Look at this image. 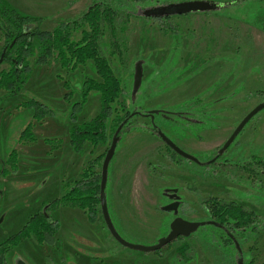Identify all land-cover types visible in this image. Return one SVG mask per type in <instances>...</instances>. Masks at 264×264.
Returning a JSON list of instances; mask_svg holds the SVG:
<instances>
[{"label":"rangeland","instance_id":"1","mask_svg":"<svg viewBox=\"0 0 264 264\" xmlns=\"http://www.w3.org/2000/svg\"><path fill=\"white\" fill-rule=\"evenodd\" d=\"M6 1L18 13L42 19L40 30L52 32L97 0ZM155 1L163 5L204 2L218 8L182 13L169 21L153 20L142 13L153 5L120 0L131 14L124 33L127 58L121 66L108 49L105 55L121 82L120 102L139 115L121 133L108 169L105 194L113 225L124 241L153 246L168 234L175 218L213 221L206 210L210 199L252 211V222L247 229L233 232L237 247L225 241L222 229L205 225L155 254L120 246L101 219H96L97 225L82 224L68 217L70 208H59L49 212L59 224L55 242L40 246L31 237L5 255V264H62V260L64 264H264V165L259 163L264 160V110L216 157L241 120L264 101V0ZM4 42L0 31L1 54H5ZM105 42L108 46L107 38ZM35 60L27 58L32 74L17 95L9 97L0 90V172L9 171L8 156L17 154V171L0 173V245L43 204L65 194L74 183L73 166L79 161L81 174L89 163L94 165L93 173L100 174L104 157L99 167L93 162L106 153L112 140L108 128L105 146L85 145L78 155L69 144L68 132L74 125L69 120L71 105L79 101L83 81L96 79L93 66L66 74L54 64L35 66ZM137 64L142 77L134 91ZM8 67L2 61L0 72ZM64 81L74 93L71 104L65 99ZM30 100L41 102L50 113L38 122L36 109L22 107ZM99 109L98 95L90 94L77 124L96 116ZM29 124L35 141L19 142ZM153 126L199 164L174 154L151 133ZM45 141L51 145L60 141V146L52 149ZM174 201L179 203L177 212H165L163 208ZM183 244L190 248L184 259L175 256Z\"/></svg>","mask_w":264,"mask_h":264},{"label":"trees","instance_id":"2","mask_svg":"<svg viewBox=\"0 0 264 264\" xmlns=\"http://www.w3.org/2000/svg\"><path fill=\"white\" fill-rule=\"evenodd\" d=\"M127 1L130 4L131 2L134 4L144 2L145 5H153L142 12L144 16L153 20L165 19L169 21L172 16L188 14L181 13L183 9L187 8V5H163L158 1L152 3L153 0ZM111 2L113 3L111 4ZM122 15H124V20ZM130 15L120 6V0H97L78 18L61 23L52 32H46L40 30L39 27L42 19L22 15L16 12L6 0H0V31L5 38V45L2 49L5 54L2 61L9 66L7 71L0 72V90L9 97H13L25 87L32 74V68L27 62L29 57H35V66L49 67L54 64L66 74H73L79 68L92 65L96 79L86 78L83 81L79 101L71 105L69 120L74 125L68 132L69 144L75 154L82 155L85 145L97 147L107 144L108 128L111 131L112 139L117 129L122 126L117 135L120 140L121 133L131 125V119L139 114L126 110L125 105L120 102L123 92L121 82L115 75L110 59L105 55V50L108 49L110 57H117L121 66L125 64L128 42L124 33ZM106 38L108 46L105 42ZM58 79H61L60 76ZM63 87L68 91L65 95L66 102L71 104L74 93L71 92L70 83L64 81ZM93 93L99 97L98 114L86 122L77 124L78 115L86 105L89 95ZM22 107L36 109L34 118L38 122L50 113L49 109L37 100H30ZM150 129L153 135H158L159 131L154 126ZM20 141L25 143L35 141L31 124L20 134ZM45 143L49 144L52 149L60 146V141H57L55 145H51L50 141H45ZM105 155L106 153L93 163L99 167V161ZM259 163L264 165V160ZM5 165L9 166V171L2 169L0 172L2 175L17 171L15 151L8 156ZM93 169L94 165L89 163L86 170L82 172L80 180L67 187L63 196L43 204L41 209L26 222L17 234L7 238L0 245V264H5L7 253L31 237H34L40 246L52 245L55 242L59 224L51 219L49 213L51 210L78 209L85 213L90 224H96L98 221L96 219H101L104 224L99 199L100 174L93 173ZM207 203V213L213 219L210 222L219 225L223 232L225 230L234 236V231L245 230L252 222L253 212L237 206L233 202L225 203V201L210 199ZM227 233L224 232L225 241L235 246V242L227 236ZM233 249L235 250V248ZM188 250H190L189 246L183 244L175 250V256L184 259ZM235 252L237 251L235 250Z\"/></svg>","mask_w":264,"mask_h":264},{"label":"water","instance_id":"3","mask_svg":"<svg viewBox=\"0 0 264 264\" xmlns=\"http://www.w3.org/2000/svg\"><path fill=\"white\" fill-rule=\"evenodd\" d=\"M178 5V4H177ZM181 6L187 5L186 9H183L181 13H189V12H206L209 10H215L218 8L217 4H208L204 2H189V3H182L179 4ZM176 6V5H175ZM4 53L0 56V64L3 60ZM142 77V72L140 65L137 64L135 67V75H134V91L137 90L139 87L140 81ZM264 110V101L256 106L253 110H251L238 124V126L235 128V130L232 132L230 137L227 139V141L224 143L222 148L217 153V157L222 156L227 149L230 147V145L233 143V141L236 139V137L239 135V133L243 130V128L246 126V124L257 114H259L261 111ZM122 126H120L117 131L115 132L109 149L106 152V155L103 159L102 165H101V171H100V191H99V199H100V209H101V215L105 224V227L107 231L109 232L110 236L122 247L127 248L132 251L136 252H142V253H155L157 251L162 250L163 248L167 247L169 244L173 243L175 240L179 238H188L192 234H194L199 227L205 226V225H212L215 227L221 228L219 225L213 223V222H189L181 218H175L169 225V232L166 236L163 238H160L158 242L153 246H139V245H133L126 241H124L119 234L117 233L116 229L114 228L108 214L106 202H105V188L107 183V177H108V168L111 163V160L115 154L117 143L119 142V138L117 137L118 133L120 132ZM158 136L161 139V141L177 156L181 157L184 160L191 161L193 163L199 164V161L194 158L193 156L183 152L180 150L174 143H172L164 134H162L160 131L158 132ZM175 192V191H173ZM179 207L178 202H174L172 204H169L165 206L163 209L165 212H173L176 213L177 209ZM231 239L235 242V240L231 237ZM236 244V242H235ZM237 246V244H236Z\"/></svg>","mask_w":264,"mask_h":264},{"label":"crops","instance_id":"4","mask_svg":"<svg viewBox=\"0 0 264 264\" xmlns=\"http://www.w3.org/2000/svg\"><path fill=\"white\" fill-rule=\"evenodd\" d=\"M31 17H34V16H31ZM120 141V140H119ZM113 158H114V156H113ZM113 160V159H112ZM79 161V160H78ZM74 167V170H76V177L73 179V182H75L77 179H79V177H80V175H81V170H82V163H81V161H79V163L77 164V165H74L73 166ZM109 169V168H108ZM113 169H114V166H113ZM112 173H113V171H112ZM112 176V175H111ZM109 179V178H108ZM111 179V178H110ZM109 179V180H110ZM72 182V183H73ZM109 193V192H108ZM111 193V192H110ZM160 196H161V194H160ZM105 202H106V206H107V210H108V214H109V218H110V220H111V217H110V215L112 216V212H110V210H109V205H108V198H107V195L105 194ZM66 209V208H65ZM76 210V209H75ZM69 211L72 213V214H68V217H75V218H78L79 220H81V223L82 224H86L88 221H87V219L85 218V216H84V214L80 211V210H78V211H74V210H71V209H69ZM82 213V214H81ZM86 220H85V219ZM82 219H84V220H82ZM111 222H112V220H111ZM112 224H113V222H112ZM87 225V224H86ZM114 226V225H113ZM115 228V227H114ZM118 233V232H117ZM90 251H94V250H92V247H91V250ZM97 251H99V250H97ZM105 252V250L101 253V254H103ZM94 256H96V255H94ZM59 259H61L62 260V258L59 256L58 257ZM64 259V258H63ZM60 260V261H61ZM61 263L62 264H64L63 263V260L61 261ZM88 264H91V262H89Z\"/></svg>","mask_w":264,"mask_h":264},{"label":"bare ground","instance_id":"5","mask_svg":"<svg viewBox=\"0 0 264 264\" xmlns=\"http://www.w3.org/2000/svg\"><path fill=\"white\" fill-rule=\"evenodd\" d=\"M227 236L231 239V237L235 240L236 244H237V241H236V238L233 237V235L227 233ZM236 246V245H235ZM237 247V246H236Z\"/></svg>","mask_w":264,"mask_h":264},{"label":"flooded vegetation","instance_id":"6","mask_svg":"<svg viewBox=\"0 0 264 264\" xmlns=\"http://www.w3.org/2000/svg\"><path fill=\"white\" fill-rule=\"evenodd\" d=\"M167 197H168L169 200H171L170 195H168ZM170 204H172V202ZM224 232L227 233L225 230H224Z\"/></svg>","mask_w":264,"mask_h":264}]
</instances>
